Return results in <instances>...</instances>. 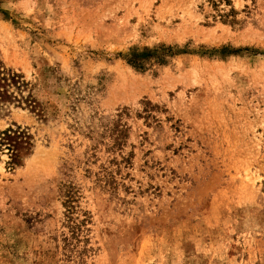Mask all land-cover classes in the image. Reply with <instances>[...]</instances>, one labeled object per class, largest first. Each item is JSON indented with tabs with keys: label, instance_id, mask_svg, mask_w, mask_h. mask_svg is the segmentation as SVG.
Returning <instances> with one entry per match:
<instances>
[{
	"label": "rangeland",
	"instance_id": "374dc122",
	"mask_svg": "<svg viewBox=\"0 0 264 264\" xmlns=\"http://www.w3.org/2000/svg\"><path fill=\"white\" fill-rule=\"evenodd\" d=\"M0 264H264V0H0Z\"/></svg>",
	"mask_w": 264,
	"mask_h": 264
}]
</instances>
